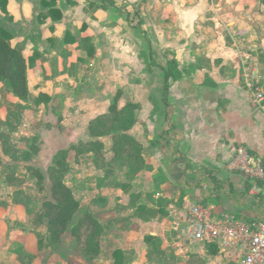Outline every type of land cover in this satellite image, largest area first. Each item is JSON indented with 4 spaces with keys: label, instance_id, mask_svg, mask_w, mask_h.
Wrapping results in <instances>:
<instances>
[{
    "label": "crops",
    "instance_id": "1",
    "mask_svg": "<svg viewBox=\"0 0 264 264\" xmlns=\"http://www.w3.org/2000/svg\"><path fill=\"white\" fill-rule=\"evenodd\" d=\"M27 1H17L20 11ZM34 1L36 13L44 11L45 14V18L39 14L43 18L40 26L44 38L58 36L60 28L63 32L59 53L52 52L46 64L57 58L64 66L85 61L94 63L101 48H107L114 57L112 81L120 77L132 80L134 71L144 81L143 77L149 75L148 67L153 71L159 69L158 74L162 72L155 95L147 94L145 99H138L136 95L127 99L121 108L117 106L121 95L115 101L119 110L127 103L136 105L132 110L135 122L124 132L141 145L145 167L130 184L132 188L137 187L135 182L140 178L143 189L138 190L152 192L149 187L153 179L162 178L160 189L153 197L167 198L166 208L169 207L171 215L180 209L177 217L183 224L184 236L174 242L177 256L187 252L184 257L196 254L202 264H238L236 251H223L216 243L191 239L184 220L191 203L211 207L214 215L230 214L246 221L264 219L260 185L226 167L238 145L247 147L264 164V114L253 105L246 82L247 79L256 82L264 94L263 0H55L51 2L57 9L53 14L48 12L47 4L41 3L50 0ZM58 14L61 16L56 19ZM78 31H86L88 35L78 36ZM155 52L159 61H152ZM168 59L175 60L176 69L168 80L165 104L161 68ZM124 69L131 73L124 75ZM70 77L63 72L58 81L67 84ZM115 95L116 91L112 93ZM112 102L89 115V122L108 113ZM87 136L99 141L102 156L104 148L111 149L109 160H112L113 136L112 143L104 141L105 135L91 136L88 132ZM6 187L14 191L12 185ZM6 206L10 212H18L13 201L6 202ZM5 216L6 212H0V218ZM158 218L131 219L141 235L143 260H139L140 249L133 240L137 233L132 230L127 236L122 235L124 238L113 237L111 242L117 245L106 256L100 249L92 262L154 264L150 259L153 246L144 237L158 238L161 243L154 248L164 252L165 218ZM171 228L176 230L178 226ZM211 246L216 247L215 253L208 251ZM3 247H0V264H16L14 254L8 255ZM99 248L102 247L99 245ZM118 250L128 252L121 254ZM53 256L46 264L57 262ZM78 262L83 263L82 259Z\"/></svg>",
    "mask_w": 264,
    "mask_h": 264
},
{
    "label": "rangeland",
    "instance_id": "2",
    "mask_svg": "<svg viewBox=\"0 0 264 264\" xmlns=\"http://www.w3.org/2000/svg\"><path fill=\"white\" fill-rule=\"evenodd\" d=\"M10 1L7 0L6 11L0 10V27L10 33V43L23 51L28 64L26 78L29 95L25 100H20L11 93L6 80L0 81V212H6V216L0 218V247L3 245L8 255L14 254L16 264H46L54 257L53 254L54 259H57L55 264H94L84 255L83 241L89 236L86 234L89 233V228L93 233L95 223L88 222L79 235H73L70 228H67L58 240L49 238L44 203L52 200V177L56 173V176L62 173L63 182L72 190L78 202V211L70 225L87 211L98 218L103 230L99 236L103 256L117 245L111 242L113 237L120 235L124 238L133 230L137 233L133 240L136 241L138 250L140 249L139 260L144 259L141 235L131 219L138 217L134 215L135 206L148 205L147 208L157 211L152 218H165L164 234L167 241L163 243L162 253L151 247L150 259L154 264H201L202 261L196 254L184 257L187 252L178 256L174 252V242L184 236L181 230L183 224L177 217L180 209L175 215H171L169 207L166 208L167 198L153 197L156 190L160 189L162 178L153 179V185L149 187L152 192L138 190L143 189L140 178L135 182L137 187L132 188L130 182L138 171L144 169V160L138 173L129 172V167L124 164L127 162L126 158L114 155L109 160V152L112 150L104 148L102 156L99 141L87 136L88 132L108 129L114 132L111 135L105 134V142L112 143V136L114 139L118 138L120 128L124 126L123 121L111 125L108 121L102 128L96 122L90 128L92 121L89 122V115L101 111L119 95L121 97L117 106L120 108L127 99H133L136 95L138 99H145L147 94L155 95L161 83L162 72L158 74L159 69L153 71L152 67V70L148 67L149 75L148 78L146 75L143 77L146 79L144 81L136 75V71L131 76L132 80L120 77L118 81H112L110 77L113 76L111 71L114 57L107 48H101L94 63L85 61L64 66L57 58L46 64L50 55H53L52 52L59 53L62 29L51 40L44 38L40 24L45 14L44 11L36 13L35 1H27L21 11L17 6L18 0H12V4ZM40 13L43 18L39 17ZM77 35L88 34L86 31H78ZM84 40L87 42V38ZM159 59L155 52L152 61ZM63 72L71 75L67 84L58 81ZM129 73L128 69H124V75ZM115 91L116 95L112 96ZM42 94H50L53 98L50 96L45 99ZM89 94L98 96L93 99L82 97ZM123 166L126 170L122 169ZM6 185H12L14 191L11 192ZM11 201L18 212H10L6 206V202ZM147 201L154 204L149 205ZM176 225L178 229L171 228ZM154 243L158 245L161 241ZM125 252L128 251L121 254ZM78 259H82L83 263L78 262ZM163 260L165 263H162Z\"/></svg>",
    "mask_w": 264,
    "mask_h": 264
},
{
    "label": "trees",
    "instance_id": "3",
    "mask_svg": "<svg viewBox=\"0 0 264 264\" xmlns=\"http://www.w3.org/2000/svg\"><path fill=\"white\" fill-rule=\"evenodd\" d=\"M54 1L55 0H50L48 2L41 1L43 5L47 4V6L49 7L48 12L50 14L57 12V9H55L52 4L54 3ZM6 8L7 0H0V10L6 11ZM60 16L61 15L58 14L55 18L59 19ZM10 38V33L4 28L0 27V81L6 80L11 93L18 99L25 100L29 95L26 78V67L28 66V64L22 49L20 47L13 46L9 41ZM151 56L152 52H150V57ZM161 69L163 71L162 100L166 104L168 80L174 76V71L176 69L175 60L168 59L165 66H162ZM42 97L45 99L49 98L46 94H42ZM115 101L111 103L108 113L99 115L92 120L90 128L96 122H99V125H101L100 128H102L103 126H105V122L107 123L109 121V125H111L112 123L119 124L123 121L124 126L120 128V133L117 135L118 138L114 139L113 150L115 152V156L118 155L121 158L123 157L124 159H127V162L124 164L125 166L129 167V172H137L142 168L143 165V158L141 155L142 147L132 136L124 132V130H126L131 124L135 122L132 110L136 105L127 103L123 109L119 110L117 109ZM90 128L88 129L90 130ZM108 128L111 129V127ZM108 131L110 130L103 129L98 130L94 133L89 132V134L91 136H99L114 132L112 130L110 132ZM56 174L52 177V200H47L44 203L45 216L48 219L47 230L49 238L53 241L58 240L59 236L67 228H70V231L73 235L78 234L84 231L85 225L88 222L95 223V229L93 233L91 234L89 228V233L85 232L89 236L86 237V239L83 241L84 255L86 259L92 260L98 255L100 250L99 236L103 232L101 222L98 218L94 217V215L90 211H87L85 212L83 217L79 218L74 224L70 225L73 216L78 211V202L75 199L72 190L63 182L62 173H60L58 176H56ZM147 207L148 206L146 205L135 206L134 215L143 220H149L157 211L153 212ZM146 210H150V212H146ZM144 238L149 246L151 245L155 247L157 244H155L154 242L158 243V238L156 239L152 235H146ZM208 251L211 253H215L216 247L211 246L209 247ZM163 263H165V261Z\"/></svg>",
    "mask_w": 264,
    "mask_h": 264
},
{
    "label": "built area",
    "instance_id": "4",
    "mask_svg": "<svg viewBox=\"0 0 264 264\" xmlns=\"http://www.w3.org/2000/svg\"><path fill=\"white\" fill-rule=\"evenodd\" d=\"M246 82L252 92L253 105L264 114L262 90L256 82L248 79ZM226 167L258 183L264 196V164L260 157L251 155L247 147L238 145ZM184 223L191 239L216 243L223 251H236L238 264H264V219L246 221L230 214L214 215L211 207L191 203L187 206Z\"/></svg>",
    "mask_w": 264,
    "mask_h": 264
}]
</instances>
